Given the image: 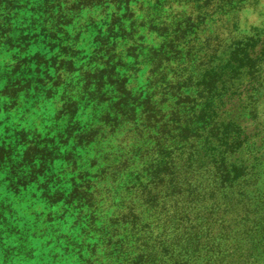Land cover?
Listing matches in <instances>:
<instances>
[{"label":"rangeland","instance_id":"1","mask_svg":"<svg viewBox=\"0 0 264 264\" xmlns=\"http://www.w3.org/2000/svg\"><path fill=\"white\" fill-rule=\"evenodd\" d=\"M7 2H0L7 30L0 32V146L9 137L14 151L0 167V264H92L96 238L83 221L92 209L86 199L66 200L96 180L115 146L102 127L84 134L95 131L102 111L92 90L125 82L130 100L166 106L172 52L198 57L205 41L263 33L264 0ZM256 67L242 96L251 101L243 126L264 139V56ZM22 154H29L24 162Z\"/></svg>","mask_w":264,"mask_h":264},{"label":"trees","instance_id":"2","mask_svg":"<svg viewBox=\"0 0 264 264\" xmlns=\"http://www.w3.org/2000/svg\"><path fill=\"white\" fill-rule=\"evenodd\" d=\"M201 51L187 59L172 52L166 106L130 100L125 82L92 90L102 111L84 134L102 127L115 146L96 180L66 198L92 209L83 220L96 238L92 264H264V139L243 126L251 101L242 97L264 56V32L205 41ZM6 139L0 167L12 163Z\"/></svg>","mask_w":264,"mask_h":264}]
</instances>
